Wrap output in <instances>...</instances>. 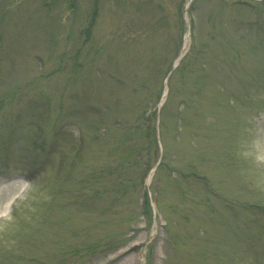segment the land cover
<instances>
[{"label":"rangeland","instance_id":"374dc122","mask_svg":"<svg viewBox=\"0 0 264 264\" xmlns=\"http://www.w3.org/2000/svg\"><path fill=\"white\" fill-rule=\"evenodd\" d=\"M0 264H264V2L0 0Z\"/></svg>","mask_w":264,"mask_h":264},{"label":"bare ground","instance_id":"6f19581e","mask_svg":"<svg viewBox=\"0 0 264 264\" xmlns=\"http://www.w3.org/2000/svg\"><path fill=\"white\" fill-rule=\"evenodd\" d=\"M8 207V204H7V206H6V208Z\"/></svg>","mask_w":264,"mask_h":264},{"label":"water","instance_id":"95a60500","mask_svg":"<svg viewBox=\"0 0 264 264\" xmlns=\"http://www.w3.org/2000/svg\"><path fill=\"white\" fill-rule=\"evenodd\" d=\"M261 1H264V0H261Z\"/></svg>","mask_w":264,"mask_h":264}]
</instances>
